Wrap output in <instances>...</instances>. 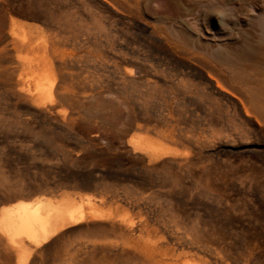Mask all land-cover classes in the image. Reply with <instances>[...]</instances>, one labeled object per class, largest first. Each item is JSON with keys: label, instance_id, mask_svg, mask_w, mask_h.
I'll return each mask as SVG.
<instances>
[{"label": "rangeland", "instance_id": "obj_1", "mask_svg": "<svg viewBox=\"0 0 264 264\" xmlns=\"http://www.w3.org/2000/svg\"><path fill=\"white\" fill-rule=\"evenodd\" d=\"M263 21L264 0H0V264H264ZM37 200L34 244L6 217Z\"/></svg>", "mask_w": 264, "mask_h": 264}, {"label": "bare ground", "instance_id": "obj_2", "mask_svg": "<svg viewBox=\"0 0 264 264\" xmlns=\"http://www.w3.org/2000/svg\"><path fill=\"white\" fill-rule=\"evenodd\" d=\"M261 26L264 34V21L261 22ZM14 207V212L8 213L6 217L9 229L15 233H24L34 244H39L49 237L51 225L48 212L44 213L43 211L42 200H37L34 203L22 202ZM73 214L71 210L67 213L69 217H73ZM6 229L8 230V228Z\"/></svg>", "mask_w": 264, "mask_h": 264}]
</instances>
